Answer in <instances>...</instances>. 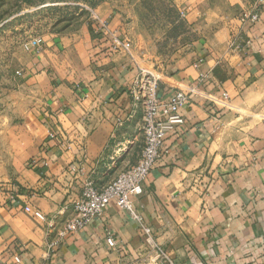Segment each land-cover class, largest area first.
I'll return each mask as SVG.
<instances>
[{
    "label": "crops",
    "instance_id": "crops-1",
    "mask_svg": "<svg viewBox=\"0 0 264 264\" xmlns=\"http://www.w3.org/2000/svg\"><path fill=\"white\" fill-rule=\"evenodd\" d=\"M168 1L165 30L143 22L141 37L134 9L98 3L130 52L114 49L96 19L27 51L14 90L24 118L13 126L15 174L0 183V264H164L157 247L176 264H237L264 242V12L250 23L240 14L256 0ZM142 68L162 96L190 95L134 198L152 232L113 202L61 238L85 182L104 186L141 157L143 108L131 87ZM107 229L121 246L108 245Z\"/></svg>",
    "mask_w": 264,
    "mask_h": 264
},
{
    "label": "built area",
    "instance_id": "built-area-1",
    "mask_svg": "<svg viewBox=\"0 0 264 264\" xmlns=\"http://www.w3.org/2000/svg\"><path fill=\"white\" fill-rule=\"evenodd\" d=\"M263 12L264 0H256L252 5L243 9L240 16L244 22L256 23L262 18ZM94 18L99 23V30L111 37L114 49L131 51L133 43L130 39L111 30L108 23L99 19L98 15ZM40 41V38H34L27 44V47H39ZM131 92L135 102L143 108L142 129L145 145L141 157L136 164L121 171L116 178L104 186H99L92 180L85 182L71 217L58 229V235L61 238L85 228L97 218H102L113 202H116L131 219L139 221L146 233L151 234L152 232V228L145 225L134 198L143 193L147 175L158 159L168 152L166 148L168 135L176 132L184 123L182 107L189 101L190 95L184 89H177L168 97L162 96L159 92L158 76L144 68L136 77ZM224 94L228 97L227 92ZM72 169L77 168L73 165ZM34 215L44 221L48 219L47 215L39 209L34 211ZM106 240L111 247L121 246L120 241L110 229H107ZM57 244V240H52L49 245L50 249L55 248ZM156 250L160 252L163 259L165 258L164 264H176V261L170 259L162 247H157ZM14 260L22 262V255H15ZM154 264H159V262L156 260ZM237 264H264V242L258 245V249L248 261Z\"/></svg>",
    "mask_w": 264,
    "mask_h": 264
},
{
    "label": "rangeland",
    "instance_id": "rangeland-1",
    "mask_svg": "<svg viewBox=\"0 0 264 264\" xmlns=\"http://www.w3.org/2000/svg\"><path fill=\"white\" fill-rule=\"evenodd\" d=\"M102 0H0V183L15 174V136L13 126L24 121L16 110L14 90L19 80L17 69L30 48L27 44L40 38V45L54 41L60 34L82 27L93 26L96 6ZM125 14L134 11L140 25H135V37H141L143 22L151 24L155 32L165 30L175 8L168 0H113ZM160 12V13H159ZM161 29V30H160ZM127 30V28H126ZM52 33L59 35L55 36ZM125 36L127 34H124ZM48 37V38H46ZM128 37V35H127ZM131 39V38H130ZM18 149V148H17Z\"/></svg>",
    "mask_w": 264,
    "mask_h": 264
}]
</instances>
